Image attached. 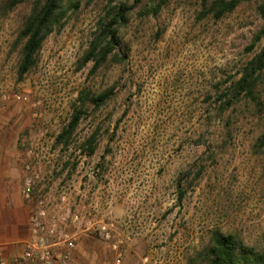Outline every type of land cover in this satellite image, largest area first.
I'll use <instances>...</instances> for the list:
<instances>
[{"label":"rangeland","instance_id":"1","mask_svg":"<svg viewBox=\"0 0 264 264\" xmlns=\"http://www.w3.org/2000/svg\"><path fill=\"white\" fill-rule=\"evenodd\" d=\"M37 1L21 0L10 11L0 0V132L7 143H18L24 166L38 163L50 171L53 159L31 152H81L86 136L99 128L98 148L109 155L89 161L82 172L101 176L102 186L107 174L114 197L127 195L136 213L121 234L125 264H205L217 232L263 251L264 72L255 100L243 98L225 112L218 103L264 47V36L256 39L264 27L263 0L244 2L219 20L208 13L214 0H155L162 3L156 17L143 14L149 0L130 2L116 53L126 59H110L96 72L83 59L109 0H77L21 80L20 34ZM110 89L102 108L84 106ZM76 111L83 116L74 142L58 145ZM95 228L77 239L71 264L113 263Z\"/></svg>","mask_w":264,"mask_h":264},{"label":"trees","instance_id":"2","mask_svg":"<svg viewBox=\"0 0 264 264\" xmlns=\"http://www.w3.org/2000/svg\"><path fill=\"white\" fill-rule=\"evenodd\" d=\"M66 0H41L37 1L31 15L27 18L21 31L20 41L23 42L21 60L19 64V78L24 79L37 64V53L41 50L45 40L55 31L60 30L66 17V12L75 5L77 0H69L65 8ZM91 3L93 0H87ZM252 0H214L210 3L208 13H212L219 20L232 13L244 2ZM134 4L138 0H109L105 15L101 18L97 32L90 43L84 56V64L94 63L93 72H96L105 63L112 59L113 63H123L126 56L119 58L117 51L122 50L120 38L121 29L129 22L133 9L128 3ZM9 10L13 11L21 0H7ZM150 5L143 10L144 15L157 16L161 11L162 3L156 4L155 0H149ZM260 12L264 22V0L260 6ZM264 36V27L257 40ZM251 46L250 49H253ZM264 72V47L250 60L241 72V77L232 83L230 89L219 95L218 103L222 112L228 111L243 98L256 99V92ZM112 89L105 93L86 99L98 110L105 106L112 97ZM83 113L76 111L69 124L58 135V145L69 147L75 140L76 132L81 124ZM100 129L97 128L87 135L81 145L84 147L81 153L93 155L99 146ZM86 148V149H85ZM67 151V150H66ZM108 153V152H107ZM205 264H264V250L245 246L237 237L214 233L209 246L204 252Z\"/></svg>","mask_w":264,"mask_h":264},{"label":"crops","instance_id":"3","mask_svg":"<svg viewBox=\"0 0 264 264\" xmlns=\"http://www.w3.org/2000/svg\"><path fill=\"white\" fill-rule=\"evenodd\" d=\"M101 156L100 158L98 156ZM108 153L103 149L97 148L95 153L85 159L78 153L74 154L77 160L76 168L72 177L75 180L74 195L71 199L72 210L78 213L81 221L72 222L73 234L78 238L89 234L97 224L104 221H113L118 225L120 234L126 228V223L134 218L133 210L128 205V196L117 195L111 183L107 184V174H105V185L97 184V178H92L82 170L89 161L94 159L106 160ZM22 159V152L18 143L11 145L6 142V136L0 132V260L8 264H18L24 251V242L29 238L30 216L32 204L22 196L23 180L25 176V166ZM44 180L39 184V192L48 193L57 188L59 180L49 178L44 171ZM97 176V175H96ZM47 179H50L49 181ZM52 184L50 186L49 183ZM92 183L95 188L93 199L83 198L81 190L83 183ZM48 186H50L48 190ZM153 220V219H152ZM157 227V222H152V230ZM126 230V229H125Z\"/></svg>","mask_w":264,"mask_h":264},{"label":"built area","instance_id":"4","mask_svg":"<svg viewBox=\"0 0 264 264\" xmlns=\"http://www.w3.org/2000/svg\"><path fill=\"white\" fill-rule=\"evenodd\" d=\"M17 101H23L21 96ZM78 153L87 159L90 156L81 152L64 150L51 154L47 152H31L33 157L40 158L48 155L53 159V164L47 176L51 179L53 174H60L59 184L51 192H39V184L44 180V173L38 163L27 162L25 164V176L23 180L22 196L32 204L29 225V238L24 242V251L18 264H71L74 252L77 248L78 235L70 234L64 227L69 222L78 223L81 217L72 210L71 199L74 195L75 180L68 178ZM49 157V158H50ZM49 179V180H50ZM81 196L93 199L94 189L90 183H83ZM100 238L109 245L114 255L112 264H125V241L121 237L118 225L113 221L100 222L95 226ZM67 228V227H66ZM129 238L127 237V240ZM0 264H8L0 260ZM144 264H157L152 260H144Z\"/></svg>","mask_w":264,"mask_h":264}]
</instances>
